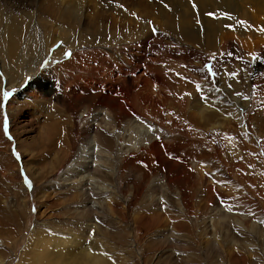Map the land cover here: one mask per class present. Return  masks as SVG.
<instances>
[{"label": "rangeland", "instance_id": "374dc122", "mask_svg": "<svg viewBox=\"0 0 264 264\" xmlns=\"http://www.w3.org/2000/svg\"><path fill=\"white\" fill-rule=\"evenodd\" d=\"M37 5L0 0V26L20 21L26 38L40 44L13 87L0 72V258L6 262L11 249L20 256L41 236L75 237L76 248H90L108 264H264V0H85L70 38L101 37L113 53L86 40L82 45L95 46L76 54L87 66L70 68L63 64L76 58L73 46L48 28L56 22L45 14L49 2ZM173 14L186 18L184 26L189 21L190 33L171 30ZM23 80L32 85L26 94L16 83ZM15 96L31 144L17 143L11 127L5 131ZM118 96L116 111L97 120L105 122L97 135L127 150L107 158L114 169L123 166L120 196L87 209L59 181L67 157L53 160V146L85 145L93 114ZM132 118L141 122L131 125ZM54 123L63 141L57 134L39 144L38 129ZM86 253L76 250V264Z\"/></svg>", "mask_w": 264, "mask_h": 264}, {"label": "bare ground", "instance_id": "6f19581e", "mask_svg": "<svg viewBox=\"0 0 264 264\" xmlns=\"http://www.w3.org/2000/svg\"><path fill=\"white\" fill-rule=\"evenodd\" d=\"M44 1L49 2V5L47 6L49 8L48 9L45 8L46 9L45 14L49 15V17L55 19V21H56V22H54L52 20L53 22H49V24L47 23L48 28L51 27V29H57L60 33H56L55 37L58 36L57 37L58 39H64L65 41L70 43L68 45H71V47L73 46L74 54L76 55V58L74 60L72 59L73 61H70L68 63H64L63 65L66 66L68 64L69 68H70L72 63L76 64V61H78L80 64L84 65L85 63H83L79 60L76 53L79 50L81 51L84 48H86L85 46H87V47L95 46V45H92L93 44L92 42L100 44L99 47H102L101 43H100L101 37L97 38V37L91 36L90 38L86 39L83 36L81 37V35L79 34L78 36H76L77 40L70 38V35L72 34V32L76 31V20L81 15H83V12L85 11L84 10L85 9L84 8L85 0H41V2H40V0H38L37 6L38 7L40 6V8H41V6H43L41 4ZM195 1H197V0H195ZM192 2L189 1L187 4V7L189 10L192 11V9H193L194 12H197L198 10L196 8V4H193ZM199 4H200V2H199ZM45 7H46V4H45ZM176 9H178V8H176ZM188 9L186 8V10L184 11L185 17H187L189 15V12H187ZM90 15H92L91 12H90ZM101 17H102V14L97 15V20L99 21L98 24H100ZM176 17H177V14H175V15L173 14L171 23L168 22V26L171 27V30L178 35L181 33L183 35L190 33L191 28H190V31L185 28L186 25L187 26L190 25L189 21H188V24H186L184 26L183 22L186 21V18L183 20V22H180V19H179L180 17L179 18L178 17L176 18ZM3 20H4V18H3ZM190 20H192V19H190ZM4 22L6 23V21H4ZM260 22H261V20H259V23ZM23 24L24 23H22L20 21L14 20L9 24L4 25V23H3V25L0 26V64H1L0 65V72L9 76L8 84H10V87L11 86L13 87L14 86L13 84L17 80L16 74L19 73L23 67L27 66V64H28L27 63V57H29L31 55L35 56L37 54V52L39 51L38 47H40L39 42H37L36 40L32 39L31 37L26 38L27 32H29V30H27V32H26L27 28H25ZM260 24H262V23H260ZM112 30H114V29H112ZM30 32H31V29H30ZM79 32H81L80 29H79ZM113 32H110V33H113ZM101 33L104 34V31L101 30ZM57 40H56V42H57ZM86 40L92 44L88 45L89 44L88 43L87 45H82ZM52 45H53V43H50L49 46H52ZM102 48H103V50L104 49L108 50V48L105 46ZM62 49H61V51H62ZM47 50H49V52L50 51L52 52L53 47H49ZM84 52L89 53L86 50ZM107 52L113 53V51H110V50H108ZM90 54H92V53H90ZM121 55H120V57H122ZM22 61H23V63H22ZM102 63H105V62L103 61ZM86 64H85V66H87ZM105 65H107V64L105 63ZM108 65H110V64H108ZM89 66H91V65H89ZM88 68H90V67H88ZM110 68H108V69H110ZM82 69H83V67H82ZM24 70H27V67H25ZM28 71H29V69H28ZM25 72H27V71H25ZM121 72L123 74V71H121ZM117 75L118 74H116V76ZM117 77H119V76H117ZM117 77H116V79H117ZM35 78H36V76H35ZM116 79H114V80L116 81ZM16 83H18L17 85L19 88L23 87L22 90H24V91H22V93H25V94H26L27 90H30L29 87L32 86V85H30L29 87H27V85H25L26 82L24 80L21 82L17 81ZM28 85H29V83H28ZM0 87H1V85H0ZM31 94H33V93H31ZM118 95H125V93H122V94L119 93ZM31 96H33V95H31ZM35 96H36V94H35ZM110 97H111L110 95H107V98H110ZM123 98H125V97H123ZM254 98H255V95H254ZM122 100L123 99L121 98V96H118V100L116 102H114V104L110 105L107 102L104 104L102 103V108H100L97 112H95V114H93L94 119H96V121H89V125L91 126L90 128L92 130L89 131L90 133H88V134H90V137L88 138V141L86 142L85 145L79 146L78 148H76L75 151H73V149H68V148H63V147H54L53 146V151H52L54 154L53 160H59L60 155H61V157L63 156L64 159L67 157V162L65 164H62V161L59 164V165H62L61 167H59V168H61L59 170L63 169V171H62L63 174L60 175L61 180H59V181L62 183V185L72 186L74 188V194L72 196L73 202H78L80 200L79 203L82 202L84 207H86V204L89 203L87 206V209L95 210L97 208V210H98L100 205H103L106 203L109 204L108 200L110 198H115V196L117 194L119 195L120 184L117 181V179L119 178L118 177V174H119L118 171H120V169H122L123 166H118V169L117 168L114 169L113 167H111L107 163L108 162L107 158L109 159L111 157L112 153L119 155V154H123L127 150L125 148L123 149L124 145L123 146L120 145L116 149L114 147L115 145L113 146L114 142H112L111 139L109 141H106V142L101 141L97 135V128H98V126L104 125L105 122H103L104 123L103 124L101 121H97V120H103L104 118H106V116H108L110 111H116V109L118 108L119 102H121ZM17 101H18L17 96H15V97L11 98L8 102L7 110L10 111L9 112L10 114L8 115V116H10V118L7 116L8 117L7 118V131H9L10 127H11L10 134L12 133L15 141L17 143H19L20 145L24 144V143L31 144V142H27V140H28L27 135H29V133H31L32 130L25 128V125H22L21 122H18L20 119H17V114H18L17 111L19 109L18 110H16V109L19 108V106H20V105L14 104V103L17 104L18 103ZM20 110H23V109H20ZM12 112H13V114H12ZM125 112L126 111L122 107H120V113L119 114L122 115V114H125ZM11 114L13 115V118H12ZM82 117L86 118V116L84 114ZM128 122H129V120H128ZM138 122H141V120L135 119V121H134V119L132 118L131 125H136V123H138ZM4 123H5V120H4ZM107 124L108 123H106V127H107ZM109 127L114 128L115 125L109 126ZM136 127H138V126H136ZM60 129L56 123L41 126V128L38 129L39 131H38L37 141L43 142V141H46V140L51 138L55 142L54 137H56V135L59 134L56 137V138H59L62 134ZM145 132H147V131H145ZM146 135H148V134H146ZM60 140L63 141V136H62V139H60ZM32 143H33V141H32ZM117 143H118V141H117ZM39 144H40V142H39ZM69 148H70V146H69ZM26 149L31 150L30 148H28V144H27L25 150ZM115 150H118V154L116 153L117 151L115 152ZM31 172H32V170H31ZM108 179H112V180L109 181ZM66 191H67V189H66ZM103 193L106 194V196H105L106 198L104 197L105 199L99 197V195L103 194ZM50 194L47 193L46 196L48 197ZM93 196H95V199L93 198ZM50 198H51V196H50ZM116 198H118V197H116ZM87 209H86L87 212L91 211V210H87ZM71 236L73 237V235H71ZM71 236H69V237L71 238ZM1 239H2L1 244H3L4 246L6 245V246H11V247L16 248V244L12 238H9V239L1 238ZM77 249H83V251L87 252L86 255H84L82 261L78 262L80 264H108V262L106 260L107 258L104 259V256L103 257L102 256L101 257L93 256L92 252L90 251V248L89 249H87L85 247H83V248L77 247L76 248V238L75 237L73 238V240H71V239H60V240H58L56 237H54L52 239H46V238L41 237V236H39L36 240L34 239V241L31 244L29 242L28 247L25 250H23V252L20 256L16 255V251H15L16 249H11L12 254L9 256V258L6 260V262H5L4 258H0V264H6V263L12 264L13 262H15L16 264H62L63 262H71V263L76 264V250Z\"/></svg>", "mask_w": 264, "mask_h": 264}, {"label": "snow or ice", "instance_id": "6c2138e0", "mask_svg": "<svg viewBox=\"0 0 264 264\" xmlns=\"http://www.w3.org/2000/svg\"><path fill=\"white\" fill-rule=\"evenodd\" d=\"M66 55H70V53H66ZM209 73L211 75H216V73L212 71V68L210 66H209ZM229 75L234 76L235 73H230ZM10 95L11 94L9 92L5 91L3 93L4 100L7 101V99L9 98ZM238 95H239V93H238ZM5 131L7 132V117H5ZM29 185H30V182H29Z\"/></svg>", "mask_w": 264, "mask_h": 264}]
</instances>
